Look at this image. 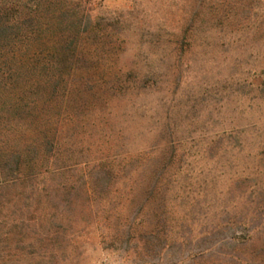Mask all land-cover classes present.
I'll list each match as a JSON object with an SVG mask.
<instances>
[{"label":"rangeland","instance_id":"rangeland-1","mask_svg":"<svg viewBox=\"0 0 264 264\" xmlns=\"http://www.w3.org/2000/svg\"><path fill=\"white\" fill-rule=\"evenodd\" d=\"M40 3L0 31V264H264V0Z\"/></svg>","mask_w":264,"mask_h":264},{"label":"trees","instance_id":"trees-1","mask_svg":"<svg viewBox=\"0 0 264 264\" xmlns=\"http://www.w3.org/2000/svg\"><path fill=\"white\" fill-rule=\"evenodd\" d=\"M40 10V0H0V17H4L3 23H0V31L3 32L12 22L23 23L25 11L37 15Z\"/></svg>","mask_w":264,"mask_h":264}]
</instances>
